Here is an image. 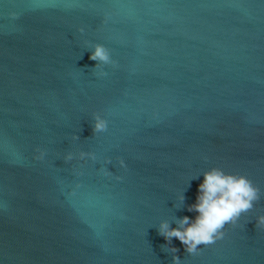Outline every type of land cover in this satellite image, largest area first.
<instances>
[{"label": "water", "instance_id": "water-1", "mask_svg": "<svg viewBox=\"0 0 264 264\" xmlns=\"http://www.w3.org/2000/svg\"><path fill=\"white\" fill-rule=\"evenodd\" d=\"M213 167L261 198L188 254L158 226ZM260 215L264 0H0V264H264Z\"/></svg>", "mask_w": 264, "mask_h": 264}, {"label": "clouds", "instance_id": "clouds-1", "mask_svg": "<svg viewBox=\"0 0 264 264\" xmlns=\"http://www.w3.org/2000/svg\"><path fill=\"white\" fill-rule=\"evenodd\" d=\"M15 15V14H13ZM81 32L84 29H80ZM89 59L95 61L94 68L98 71L95 73L99 76H105L107 73L102 66L114 63L111 60L109 50L102 44L92 45ZM108 121L99 113L93 114V133H101L107 130ZM73 139H79L73 136ZM37 160H42L45 151L36 150ZM79 159L83 160L88 157L96 159L93 152L80 151ZM73 154L69 152L65 155V161H71ZM110 159L105 163H110ZM121 167H126L123 159L118 158ZM105 174L107 171L105 170ZM116 179H120L119 176ZM261 198V190L251 179L242 174L226 173L219 167H213L203 173V182L198 186V195L196 202L188 206L189 212L197 213L195 219L188 216L175 218L174 222L177 227L172 228L168 220H163L158 226V234L163 236L166 241L171 243L172 238H177L184 246L188 254H196L201 245H211L224 236V227L226 224L236 225L243 213L253 209L255 203ZM180 199L184 202L185 197L182 194ZM256 226L264 228V215L257 217ZM172 256V264H181L180 258L175 255L179 250L175 247L169 248Z\"/></svg>", "mask_w": 264, "mask_h": 264}]
</instances>
